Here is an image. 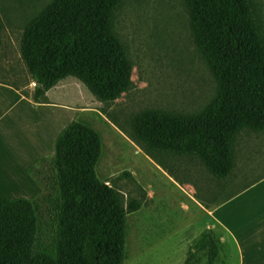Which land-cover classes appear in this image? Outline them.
I'll return each instance as SVG.
<instances>
[{
    "label": "rangeland",
    "instance_id": "1",
    "mask_svg": "<svg viewBox=\"0 0 264 264\" xmlns=\"http://www.w3.org/2000/svg\"><path fill=\"white\" fill-rule=\"evenodd\" d=\"M53 1L0 0V90L34 101L36 84L20 43L27 25ZM250 2L264 37V0ZM113 20L133 65L132 86L118 98L103 101L79 80H63L38 101L64 102L58 125L44 108L26 101L9 110L16 94H0V192L36 200L50 230L53 192L45 164L55 152L52 140L83 119L102 138L100 179L117 189L125 204L140 202L127 214L124 264H207L198 247L205 232L219 244L215 264H264V130L244 128L236 135L234 168L225 179L195 155L147 154L133 136L140 112L195 115L217 94L186 1L123 0ZM35 129L44 130L47 140L35 135L30 141L28 133ZM28 148L35 151L30 159L24 157Z\"/></svg>",
    "mask_w": 264,
    "mask_h": 264
},
{
    "label": "trees",
    "instance_id": "2",
    "mask_svg": "<svg viewBox=\"0 0 264 264\" xmlns=\"http://www.w3.org/2000/svg\"><path fill=\"white\" fill-rule=\"evenodd\" d=\"M185 1L217 94L195 115L140 112L133 136L147 154L195 155L225 179L234 168L236 135L244 128L264 130V37L250 0ZM122 2L54 0L27 25L20 52L36 84L35 102L68 78L103 101L131 88L133 65L114 32ZM102 152L101 136L83 119L58 136L45 164L53 192L50 230L36 200L0 193V264H124L127 214L140 202L125 204L118 190L100 179L96 165ZM198 247L207 264L216 263L219 244L212 233L205 232Z\"/></svg>",
    "mask_w": 264,
    "mask_h": 264
},
{
    "label": "crops",
    "instance_id": "3",
    "mask_svg": "<svg viewBox=\"0 0 264 264\" xmlns=\"http://www.w3.org/2000/svg\"><path fill=\"white\" fill-rule=\"evenodd\" d=\"M8 92H13V91L5 90L4 88L2 90H0V94L8 93ZM13 93H15V92H13ZM48 93H46V94L49 96L51 91L50 92L48 91ZM7 98L8 97H6L4 99H7ZM56 100H60V99H56ZM22 101L28 102V104H27L28 106L30 105L32 107H36V109L44 108L45 109L44 114L50 115L52 122H56L59 125L60 118H61V110H63L62 107H63L64 102L56 101L55 103H51V101H49V103L48 102H44L41 105V104H39V102L35 103L33 100L31 101L28 97L23 96V97L20 98L16 94V97L12 98V104L9 106V110L14 109V108L16 109L18 104H20ZM62 131H59L58 133L55 134V136H54V138L52 140L53 144L55 143L56 139L58 138V136L61 134ZM31 134H33V135L31 136ZM35 135L38 136V139H42V142L47 140L46 133H45L44 130L35 129L32 133H28V137H30L29 140L30 141H35ZM34 153H35L34 150H32L31 148L30 149L28 148V150H26L24 152V157L27 158V159H30L29 156L33 155ZM0 193H2V192H0ZM4 194H5V192H4ZM6 194H7L8 197L13 198V199L20 198L19 196L14 197V196L9 195L8 193H6ZM23 198H25V197H23Z\"/></svg>",
    "mask_w": 264,
    "mask_h": 264
}]
</instances>
